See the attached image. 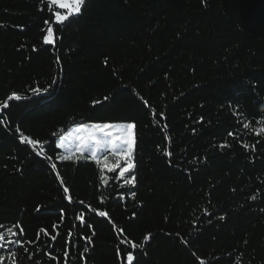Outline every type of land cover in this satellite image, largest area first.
<instances>
[{"label":"trees","instance_id":"16d2710c","mask_svg":"<svg viewBox=\"0 0 264 264\" xmlns=\"http://www.w3.org/2000/svg\"><path fill=\"white\" fill-rule=\"evenodd\" d=\"M57 12L0 0V264H264V0ZM97 123L135 125L123 176L58 146Z\"/></svg>","mask_w":264,"mask_h":264},{"label":"snow or ice","instance_id":"6c2138e0","mask_svg":"<svg viewBox=\"0 0 264 264\" xmlns=\"http://www.w3.org/2000/svg\"><path fill=\"white\" fill-rule=\"evenodd\" d=\"M86 2V0H72V3L70 4H65L62 3L61 0H48V4L49 6L51 5H58L60 8H68L69 12L67 14H60L59 12L56 13L55 15V19L57 22H61L63 23L64 21H67L70 15H75V14H79L81 11V6ZM44 43L51 45L54 43L53 40V30L51 27L48 28L47 31V35L44 37ZM37 94H39L40 90L36 89L35 90ZM9 100H19L20 97L19 96H15V94H13V96H9L8 97ZM3 107L5 109L9 108V104L5 103L3 104ZM247 127V125H246ZM93 129L99 130L101 132L104 133L105 136L107 137H113V131L112 129H118L119 131L116 133L114 140L111 142L112 144V150L114 151H120V152H124L127 156V167H125L123 169V171L121 172V175L123 176L124 172H128L129 170H131L134 165L132 163V152H133V148L135 145V139H134V135L132 130L135 128L134 124H127L126 126H121L118 124H110V123H97V124H93L92 125ZM86 130V126H81L80 128L77 129V132H83ZM264 131V130H262ZM89 139L91 140V142L96 145L97 147H99L103 142L96 139V137L92 134L89 135ZM22 142L24 143H28V144H35L36 141L33 140H29L28 137L26 136H22L21 137ZM119 143L123 146H125L124 148H116V144ZM81 147H83V144L81 145ZM92 157L96 158V151L93 150L92 151ZM70 157H64V159H69ZM53 167H55V165H53ZM125 182L128 184H134L135 183V176H133L130 180L125 178ZM65 191H68L67 189H65ZM99 215L101 217L105 216V212L101 211L99 213ZM81 219H83V217H81ZM9 231H11V229H9ZM53 239H55V237H53ZM0 241H6V237L2 234H0ZM7 242V241H6ZM134 261V257L131 253L127 254V264H133ZM138 264V261H137Z\"/></svg>","mask_w":264,"mask_h":264},{"label":"rangeland","instance_id":"374dc122","mask_svg":"<svg viewBox=\"0 0 264 264\" xmlns=\"http://www.w3.org/2000/svg\"><path fill=\"white\" fill-rule=\"evenodd\" d=\"M61 2L65 4H70L72 3V0H61ZM56 7L64 12L63 15L69 12L68 8H60L58 5H56ZM92 125L93 124L83 125V126H86V130L83 132H77V129L80 128L81 126L73 127L65 136H63L60 139V141L58 142V146L64 152V154L66 156H71V155L79 153V154L88 155L92 157V151L95 150L96 158L94 159L98 161H104L106 155L113 154L121 159H124L127 163V156L124 152L112 150L111 142L114 140V137L119 130L112 129L113 134H114L113 137H107L104 135L103 132L93 129ZM118 125L126 126L127 124H118ZM132 132H133L134 139H135L134 129L132 130ZM90 134L94 135L96 139L102 141L103 143L99 147L94 145L89 139ZM82 144H83V147H81ZM124 147L125 146L119 143L116 144V148H124ZM133 151H134V148H133Z\"/></svg>","mask_w":264,"mask_h":264}]
</instances>
